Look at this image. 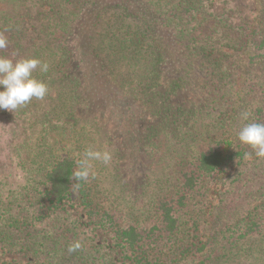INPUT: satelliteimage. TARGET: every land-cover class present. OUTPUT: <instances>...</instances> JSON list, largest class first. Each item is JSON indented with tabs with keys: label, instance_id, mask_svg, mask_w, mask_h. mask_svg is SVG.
I'll use <instances>...</instances> for the list:
<instances>
[{
	"label": "trees",
	"instance_id": "16d2710c",
	"mask_svg": "<svg viewBox=\"0 0 264 264\" xmlns=\"http://www.w3.org/2000/svg\"><path fill=\"white\" fill-rule=\"evenodd\" d=\"M45 5L37 42L0 49L46 62L33 76L49 89L0 109V145L22 173L0 170V253L30 264H264V159H246L234 129L244 111V124L264 123V1L239 16L228 0H0V34L18 19L28 32L33 6ZM88 148L111 153L113 173L92 162L104 167L101 191L93 172L73 186ZM230 164L242 168L209 207ZM120 166L137 174L134 190L133 178L109 187ZM75 191L86 223L65 218ZM206 218L221 220L224 241L213 232L211 246ZM95 230L108 236L101 251Z\"/></svg>",
	"mask_w": 264,
	"mask_h": 264
},
{
	"label": "rangeland",
	"instance_id": "374dc122",
	"mask_svg": "<svg viewBox=\"0 0 264 264\" xmlns=\"http://www.w3.org/2000/svg\"><path fill=\"white\" fill-rule=\"evenodd\" d=\"M228 1H229L228 8H230L231 10L234 9L235 10V11L233 10L234 13L236 15H239V16H245V14H247V13H251V12L257 13L258 11H260L259 10V6H260L259 1L260 0H250V1L249 0H228ZM27 10H30V8H28ZM27 12H29V11H27ZM49 12H50L49 7L47 5H45L43 8H35L33 6L31 16L29 17V19H26L27 24H28V26H27L28 32H27L26 26H23V24H22L23 21H21V19H18V21H16V23L14 25H12L10 23L9 26L6 28L7 29L6 30L7 39L11 42L20 41L24 45L31 46V41H33L32 40L33 37H36L35 42H37L38 38L41 36V32L39 34L38 28L45 27L46 25H48L50 23L51 14ZM218 12H221V10H219ZM258 14L264 15V10ZM251 17H254V16H251ZM260 19H261V16H260ZM6 25H8V24H6ZM37 32H38V35H37ZM29 40H31V41H29ZM62 45H66V42L62 43L61 46ZM71 65H72V67H74L76 76L77 77L80 76L81 73L78 72V70H79L78 66L79 65H76L74 62H72ZM259 66H261V65H259ZM259 66H258L257 75L261 72L260 71L261 69ZM8 113L9 112H7V114ZM10 118L12 120H15L16 116L14 115L13 117H10ZM241 121L242 120L240 119V121L234 125V129L236 132H238L239 129L244 125V120L242 122ZM22 130H23V128L20 131H22ZM4 136L7 137V135H4ZM14 136H19V134H14ZM20 136H21V134H20ZM91 137H89V138H91ZM16 141H17V138H15V142ZM90 142H94V140L92 139ZM100 142L98 143V145L101 144ZM17 143H19V142H16L15 144H17ZM19 155H21V154H19ZM15 157H18V153H16L15 156H13V155H11V152H9L7 148L0 145V170L2 169V172H4V175L9 176L12 179H16L18 177V175H22L21 170H20L21 167L19 165L20 160H15ZM255 157L256 156L254 153V156H253V158H251V160L254 161ZM122 165H124V163H122ZM18 166H19V168H18ZM120 167H121L119 169L120 172L117 173V174H119L120 177L118 179H112L111 181H108L109 187H111V189L113 188L117 192V191H119L117 181L123 183V182H125L127 180H131L133 178L132 183H130L131 184L130 187H131V190H134V181H136L135 176L137 174L129 172V169H127L124 166H120ZM103 168L104 167L101 164V169L104 173ZM241 168H242V164H241V166L235 165V164H230L228 169L223 170L216 177V179L214 180L213 185L211 187L210 202L208 204L209 207H214L219 203L220 199H222V195L224 193L226 184H228V182L231 181V179L234 177V175ZM101 169L100 168L92 169V172L95 174L96 180H91V186L94 187V186L98 185V187H96L95 189L99 190V191H101V187H103L101 184ZM107 169L109 170L110 173H113L111 166L107 165ZM104 187H105V184H104ZM133 196H134V193L131 195V197H133ZM71 203L74 205V208H73V210H71L70 215L66 216L65 218L69 219V220H78L80 222L86 223L85 218H84V213L82 212V208L77 207L80 204V200H79L77 191L74 192L73 199H72ZM75 207H76V209H75ZM221 223H222L221 220H219V219L213 220L211 218H206L205 220L201 221L202 232L205 234V238L211 243V246H212V242L208 238V236H212L210 234H212L213 232H218L220 234V238L224 241L223 234L225 231L221 232L219 229ZM93 234L95 236L94 241L97 242V244L100 246L99 248L101 251V244L103 245V244H106L108 242V236L101 233V230H95L93 232ZM262 239H263L262 243L264 244V235L262 236ZM103 246H105V245H103ZM259 258H262V256H259L258 259ZM0 259H6L9 261L14 260L16 262H21L23 264H30L28 259H26L20 255L0 253ZM255 264H260V260H257V262Z\"/></svg>",
	"mask_w": 264,
	"mask_h": 264
},
{
	"label": "clouds",
	"instance_id": "9594fccd",
	"mask_svg": "<svg viewBox=\"0 0 264 264\" xmlns=\"http://www.w3.org/2000/svg\"><path fill=\"white\" fill-rule=\"evenodd\" d=\"M8 40L0 34V49L8 46ZM39 68L41 72L48 71V64L37 58H19L15 61L0 56V109L15 112L25 107L33 99L43 100L48 94V85L33 76ZM241 119L249 121L251 113L244 111ZM240 144L246 145L251 152L245 153V158L250 159L252 153L259 159H264V123L247 122L236 133ZM112 157L107 150H94L88 148L82 158L77 161V170L73 178L77 181L73 186H78L79 181H86L92 174L93 161H100L107 165ZM81 247L79 242L68 246V252H73Z\"/></svg>",
	"mask_w": 264,
	"mask_h": 264
}]
</instances>
